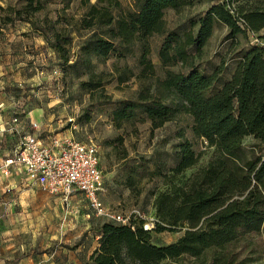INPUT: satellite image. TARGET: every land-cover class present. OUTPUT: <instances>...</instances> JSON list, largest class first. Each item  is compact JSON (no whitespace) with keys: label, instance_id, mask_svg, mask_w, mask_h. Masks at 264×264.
<instances>
[{"label":"trees","instance_id":"obj_1","mask_svg":"<svg viewBox=\"0 0 264 264\" xmlns=\"http://www.w3.org/2000/svg\"><path fill=\"white\" fill-rule=\"evenodd\" d=\"M49 0H24L21 7L0 5L2 23L24 20L41 11ZM186 0H135L133 9L120 0H97L74 25L89 35L73 55L68 45L73 41L71 30L54 29L52 45L61 65L86 68L83 88L103 91L105 71H96L92 56L108 59L123 57L133 45L140 47L138 78L155 74L150 58V37L163 33L165 10L179 9ZM58 21V20H57ZM67 19V24L68 23ZM223 23L226 40L233 41L236 62L226 69L224 59L209 73L200 67L206 56L215 25ZM243 24V27L241 26ZM72 26V25H71ZM38 29V27H36ZM264 0H223L213 4L198 19L190 22L183 34L169 31L159 49L166 67L155 89L143 87L135 99H127L114 110V124L150 121L152 130L173 120L178 113L192 118V131L214 147L206 165L196 169L184 182L177 176L195 167L201 158L188 139L179 144L178 160L170 173L152 170L151 179L159 176L165 189L156 187L155 216L159 222L145 230L143 221L134 225L112 221H96L99 245L90 256L93 264H162L185 256L201 259L207 250H214L212 264H232L229 247L238 241L259 234L264 228V46L250 45L249 32L264 39ZM41 30L46 35L44 30ZM43 30V31H42ZM241 35L246 45H236ZM71 61V62H70ZM179 66L178 70L170 67ZM220 83L219 87L217 84ZM256 141L247 149L243 141ZM124 157L127 149L118 139ZM100 155V154H99ZM130 179V185H133ZM184 233L166 245L152 242V231Z\"/></svg>","mask_w":264,"mask_h":264},{"label":"rangeland","instance_id":"obj_2","mask_svg":"<svg viewBox=\"0 0 264 264\" xmlns=\"http://www.w3.org/2000/svg\"><path fill=\"white\" fill-rule=\"evenodd\" d=\"M96 1L49 0L41 11L27 19L34 25L25 21L23 16L6 24L0 18V45L4 48L2 58L9 65H20V76L25 79L20 86H14L11 92L15 99L22 101L25 111L22 115L30 114L36 107L43 109L41 121L45 138L52 133H61L58 136L60 139L93 143L98 147L104 175L100 199L105 207L118 213L138 208L147 217L157 218L152 191L156 187L165 189L166 186L159 176L151 179V171L156 169L170 173V168L178 160L179 144L188 139L201 158L195 167L177 176L176 182L182 183L196 169L207 164L214 154V147L193 133L192 118L185 113H178L173 120L155 130H152L148 120L125 122L118 128L114 124L113 113L123 101L135 99L143 87L149 86L154 90L156 80L164 77L166 67L161 63L159 49L167 33L174 31L183 34L190 28L192 20L198 19L213 4L223 0H186L187 3L179 9L165 10L166 31L150 37V58L156 67L155 74L150 77L140 79L137 76L142 68L138 45L125 50L123 57L100 59L92 56L94 69L103 70L106 74L103 91H89L80 83L87 79L86 68H63L52 45V33L54 29H73V41L68 47L73 55L78 53L89 32L77 30L74 23ZM120 1L126 8L135 7V0ZM23 2L0 0V5L21 7ZM5 13L7 11L0 10V16ZM67 19L70 24H67ZM36 27L42 28L46 35ZM227 32L223 23L215 25L214 35L206 46V56L200 61V67L207 73L224 59L227 61L226 71L231 70L236 62V49L233 41L226 40ZM237 39L236 48L246 45L241 35ZM170 68L178 70L179 66ZM69 118L73 121L69 122ZM49 129H52L51 132ZM119 138L124 140L127 157L119 152L122 151L117 146ZM254 142L253 137H247L243 144L250 149ZM130 179H133V185H130ZM6 184L7 181L3 180L0 190V245H13L17 253L35 247L43 254L56 243L65 241L66 237L75 240L83 235L89 243H93L98 235L94 229L96 221H112L97 217L80 191L74 192L69 201L64 202L61 195L46 192L38 186L19 190L18 187L7 188ZM183 233L184 230L180 228L159 233L152 231V242L166 245ZM229 251L234 256L232 264H264V228L259 234L238 241L229 247ZM213 255L214 250L209 249L200 260L185 256L162 264H212Z\"/></svg>","mask_w":264,"mask_h":264},{"label":"built area","instance_id":"obj_3","mask_svg":"<svg viewBox=\"0 0 264 264\" xmlns=\"http://www.w3.org/2000/svg\"><path fill=\"white\" fill-rule=\"evenodd\" d=\"M243 27V24H241ZM250 45L264 46V39L249 32ZM14 121H17L15 118ZM73 119L69 118V122ZM33 133H28L15 152L8 156L0 170L10 173L13 165L20 167L27 184L38 186L42 190L61 195L64 202L69 201L74 192H82L95 215L99 218L134 225L143 221L145 230L155 228L158 218L147 217L140 209L133 208L126 213H118L105 207L100 199L104 189V175L98 147L93 143L73 141L53 137L52 143H46L40 137L41 126L38 121L32 124Z\"/></svg>","mask_w":264,"mask_h":264},{"label":"crops","instance_id":"obj_4","mask_svg":"<svg viewBox=\"0 0 264 264\" xmlns=\"http://www.w3.org/2000/svg\"><path fill=\"white\" fill-rule=\"evenodd\" d=\"M262 34H264V28L259 32V35ZM3 52L4 48L0 45V166L8 156L18 149L24 137L28 133L34 132L32 129L33 122H39L41 126L40 137L46 143H52L53 137H58L61 134L52 133L47 138L42 135L44 130L41 121L42 108L36 107L30 114L22 115V112H25L21 105L22 101L15 99L11 92L14 86H20L21 83L25 82L24 77L20 76L22 69L18 64L9 65L5 62L2 58ZM15 118L17 121H14ZM51 130L48 131L51 132ZM3 180L7 181V188L18 187L21 190L36 187L27 184L24 171L16 165L10 168L9 174H4L0 170V190L3 188ZM99 238L100 235H96L93 243H89L88 238L83 235L79 239H75L76 242L74 239L66 237L65 241L56 243L43 254H40V251L35 247H29L17 253V249L13 245L3 246L1 243L0 264H93L90 261V256L99 245Z\"/></svg>","mask_w":264,"mask_h":264}]
</instances>
